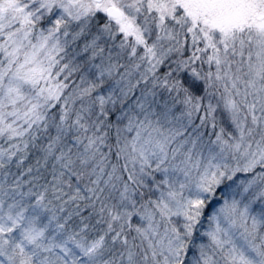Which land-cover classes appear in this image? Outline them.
<instances>
[{
    "label": "snow or ice",
    "instance_id": "obj_1",
    "mask_svg": "<svg viewBox=\"0 0 264 264\" xmlns=\"http://www.w3.org/2000/svg\"><path fill=\"white\" fill-rule=\"evenodd\" d=\"M0 264H264V0H0Z\"/></svg>",
    "mask_w": 264,
    "mask_h": 264
}]
</instances>
